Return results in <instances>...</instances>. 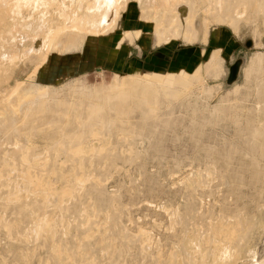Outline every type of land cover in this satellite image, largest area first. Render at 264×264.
Instances as JSON below:
<instances>
[{
	"label": "rangeland",
	"instance_id": "374dc122",
	"mask_svg": "<svg viewBox=\"0 0 264 264\" xmlns=\"http://www.w3.org/2000/svg\"><path fill=\"white\" fill-rule=\"evenodd\" d=\"M98 4L104 14L107 5ZM129 12L112 28L69 32L51 47L25 40L20 23H0L7 36L0 40V264H130L147 251V233L162 251L171 250L180 227L169 229L165 209L183 213L186 204L196 218L206 207L232 214L245 204L253 230L264 224V202L253 204L249 189L233 192L228 174L238 176V166L225 170L223 163L240 148L264 80L261 17L232 27L225 17L206 15L202 36L196 14L193 36H185V27L172 35L144 31L143 3ZM22 16L35 31L40 16ZM40 20L48 29L58 22L56 15ZM236 59L239 74L229 85L227 67ZM24 154L58 195L54 208H43L44 195L10 199ZM209 169L215 172L209 186L189 193L186 181ZM80 178L87 182L75 194ZM40 219L53 229L28 237ZM253 239L260 260L264 231Z\"/></svg>",
	"mask_w": 264,
	"mask_h": 264
},
{
	"label": "bare ground",
	"instance_id": "6f19581e",
	"mask_svg": "<svg viewBox=\"0 0 264 264\" xmlns=\"http://www.w3.org/2000/svg\"><path fill=\"white\" fill-rule=\"evenodd\" d=\"M98 1L0 0V23L7 24L5 27H8L10 23L22 24L28 32L25 40L28 38L32 43L41 41L47 47L54 45L61 36L69 32L84 33L90 30L98 31L112 28L122 11L129 12L136 5L138 9L140 3H143L147 10L144 31L149 33L161 31L162 34L172 35L178 31L179 27H185L187 30L185 36H189L193 32L192 19L196 14L199 19V34L202 36L205 34L206 24H208L206 15L214 16V20L218 22L223 21L225 17L232 27H236L240 20H251L255 17H261V23L264 25V0H199V5H196L195 0H101L107 5V11L104 14L100 11L102 6L98 4ZM132 2L133 4H130ZM250 6L253 13L251 18L248 17ZM22 15L44 18L56 15L58 22L51 29L42 28L39 25L42 21L39 17L36 20L35 31H32L33 21H24ZM126 31L128 34H132L140 30L126 28ZM4 32L5 29L2 27L0 40L7 39V36L2 34ZM12 32L18 40H23L24 37L20 35L17 28L12 29ZM5 56L7 55H3L1 59ZM15 56L16 54H13L11 57ZM255 58L258 61L263 59L262 56H255ZM261 66L256 67L255 74L263 71ZM258 75L253 74L252 77L257 79L259 78ZM255 90L257 95L254 105L250 109V114H247L244 119L240 148H233L223 163L225 170L233 163L238 166V176L234 177L228 174L232 186L231 190L234 192L237 188L249 189L252 192L251 201L253 204L260 205V202H264V80L256 85ZM103 150L100 148L98 151L102 152ZM74 152L78 155L81 150L76 149ZM22 161L25 169L19 171V177L14 183L15 192L10 199L17 201L22 197L44 195L45 199L41 202L43 208H54L59 197L53 193L52 185L43 180L45 174L38 176L35 166L27 155H22ZM13 168L17 170L15 164ZM214 176L215 172L211 169L204 174L198 172L195 179L186 181L185 187L189 193H194L196 187L203 189L208 185V182L213 180ZM86 182L87 178H80L74 193L81 194ZM245 206L243 204L232 214H227L221 205H218L216 209L206 207L205 212H201L200 217L197 218L192 216L188 204L185 205V212L183 213L178 210L171 211L169 209L170 212L165 209V213L170 215L169 229L174 232L176 226L179 225L180 227L178 240L172 248L170 247V251H162L160 244L153 242L152 234L147 233L145 242L147 251H138V255L132 257L130 264H264V256L260 260L255 259L256 251L253 239V234H261L264 231V224L257 226L256 231H254ZM241 209L242 211H240ZM189 211L192 217L187 216ZM203 215H205L204 223L197 224V219L201 222ZM52 229L53 227L51 228L47 221L40 219L32 225L31 234H27V236L38 238ZM154 248L156 251H153ZM248 259H250L249 262L246 261Z\"/></svg>",
	"mask_w": 264,
	"mask_h": 264
},
{
	"label": "water",
	"instance_id": "95a60500",
	"mask_svg": "<svg viewBox=\"0 0 264 264\" xmlns=\"http://www.w3.org/2000/svg\"><path fill=\"white\" fill-rule=\"evenodd\" d=\"M241 60L236 59L233 63H230L227 67V75L225 82L227 84H232L238 77L240 69Z\"/></svg>",
	"mask_w": 264,
	"mask_h": 264
}]
</instances>
